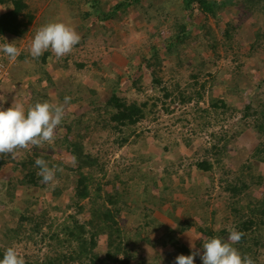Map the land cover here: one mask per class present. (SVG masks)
<instances>
[{
  "label": "rangeland",
  "instance_id": "obj_1",
  "mask_svg": "<svg viewBox=\"0 0 264 264\" xmlns=\"http://www.w3.org/2000/svg\"><path fill=\"white\" fill-rule=\"evenodd\" d=\"M99 1L100 9L109 12L121 0ZM7 2L0 0V15L8 10ZM180 2L141 0L138 7L113 20L101 21L93 13L84 15L92 11V0H26L33 15L26 34L22 38L0 37V44L15 42L20 50L15 61L0 52V100H4L0 107L6 110L14 99L27 109L37 102L63 103L65 96L72 98L55 141L42 147L29 146L28 153L18 151L14 158L2 156L5 164L0 180L18 183L22 174L14 170L11 158L18 161L25 155L38 154L36 159L50 157V163L74 166L65 139L82 142L104 166L105 175L94 173L101 184L100 198H92L94 205L106 204V195L112 197L114 190L121 192L116 221L129 257L127 264H172L175 258L170 256L177 255L176 248L161 243L169 232L191 254L193 250L202 254L199 242L203 244L208 237L198 232V226L224 230L227 235L223 240H227L228 230L236 229L240 215H248V202L264 198V162L253 153L264 141V134L258 131L264 121L263 11L231 5L211 17L197 10L196 4L182 10ZM57 21L71 25L80 42L60 59L51 52L31 58L29 46L36 30ZM176 22L186 26L187 37L171 47ZM113 91L127 103H147L145 117L123 129L128 139L120 147L124 138L108 121L111 111L105 106ZM196 92L201 93L200 99ZM180 93L192 95L191 100L182 104L177 99ZM215 99L225 106L213 109L210 104ZM154 103L156 107L152 108ZM247 105L251 106L250 116H244ZM217 139L225 145L220 162H214L211 152L206 153ZM134 155L151 156L149 163H139L142 169L138 176L133 174L138 167ZM209 157L214 164L208 172L192 164ZM248 164L254 171L252 178L243 167ZM256 174L261 180L255 178ZM143 175L147 179H139ZM250 179L254 181L249 184ZM229 182L248 187L237 196L238 204L230 208V194L225 191ZM54 183L61 184L59 180L49 184L39 181L42 188L19 184L8 196L5 187L0 190V245L4 249L15 247L26 264L57 252L56 239L50 235L69 224L70 215H76L80 222L90 219L88 210L76 214L73 207H68L71 185L64 183L62 195L55 197L49 189ZM193 197L202 203L190 208ZM137 198L140 203H135ZM205 200L210 206L202 205ZM26 206L32 209V217L41 215L42 209L48 212L47 223L31 239L19 234L16 224L17 210L23 212ZM233 207L239 214L233 213ZM180 221L192 225L181 232ZM1 228H10V234L5 237ZM12 229L18 233L16 237ZM260 234L264 238V227ZM96 241L95 253L103 258L108 250L106 234H99ZM261 252L259 261L263 262L264 250ZM126 257L117 256L121 260ZM194 264H203L200 256Z\"/></svg>",
  "mask_w": 264,
  "mask_h": 264
},
{
  "label": "trees",
  "instance_id": "obj_2",
  "mask_svg": "<svg viewBox=\"0 0 264 264\" xmlns=\"http://www.w3.org/2000/svg\"><path fill=\"white\" fill-rule=\"evenodd\" d=\"M2 2L8 1L9 8L4 11L0 15V37L2 36H12L14 38H22L33 20V15L28 11L26 0H1ZM92 11L84 13L85 17H88L91 13L95 14L101 21H110L113 18L118 17V15L122 13H126L128 9L131 7L141 5V0H121L114 6L110 7L109 12H104L99 7V0H92ZM182 10H190L193 4H196L197 10L201 11L204 16L209 15L211 17L216 16V12L219 9H222L227 6H239L242 5L245 8H249L253 10L255 7L261 8L264 14V0H181L178 3ZM176 31L173 33L172 41L170 46H174L175 43H183L185 37H187L186 26L181 25L179 22H176ZM171 49L168 51L170 52ZM203 62H206L203 60ZM210 74V73H209ZM156 84L159 82L154 80ZM204 88L203 86L201 87ZM198 96V99L201 98V93H195ZM165 97H169L168 95H164ZM192 95L186 96L182 93L178 95V100L182 104L187 103L191 100ZM174 102V101H173ZM211 107L214 108H223L225 105L219 99H215L211 102ZM105 106L110 108L111 114L109 116V122L113 123V128L116 131H119V137L124 138L119 143V147L123 142H125L128 137L124 136V128H128L134 126L139 121H141L145 117V111L147 108V103H139V102H131L127 103L122 97H118L116 95V91L111 92V96L106 101ZM156 107V104H152V108ZM251 106L247 105L245 107L244 116H250L249 111ZM103 127H107V124H102ZM259 132L264 134V121L259 124ZM66 140L67 147H69V152L71 154L72 159H74V166H65L64 163L55 162L50 163L51 158H44L45 161L48 162L49 167L56 166L62 171H57L56 180L60 181L59 183H54L49 186V189L52 191V195L58 197L63 193V185L64 183L70 184L73 192L70 195L68 207H73L75 209L76 214H82L85 210L89 211L90 219L86 222H80L76 215H70L69 219L71 222L69 224H63L59 226L57 232H53L50 235L51 239H56L57 247L59 248L57 252H54V255L45 256L40 262L37 261L35 264H127L129 257H126L127 253L124 252L122 247L124 243V239L122 236L121 229L117 226L116 218L119 216V209L116 208L119 199L121 198V192L115 191L112 193V197H108L106 195L105 200L106 204L103 202L100 205L95 206L92 198H100V190L101 184L97 179L94 178V173H99L105 175L104 166L99 163V159L89 154L82 144V142L76 140ZM220 140L217 139L206 153L211 152L215 157L214 162H220L222 158V152L225 149V145H221ZM19 152L22 150H18ZM17 151V152H18ZM26 153H28L27 149H24ZM22 153V152H20ZM254 157L260 159L261 162H264V141H262L259 146H257L254 150ZM24 154V153H23ZM151 155H155L159 157L158 153H153ZM36 157H39L38 154L34 156L25 155L18 161H15L11 158V162H14V170H18L22 177L18 180V183L14 184L13 180L8 182H4L0 180V190L5 187L4 194L6 196L11 195L15 192V188L17 185L22 184L23 186H33L40 187L39 181L41 178L37 175L39 171L38 167L35 165ZM154 157V156H152ZM134 163H138V167L135 166L136 171L133 172L134 175L138 176L140 170L142 169L141 165L149 163L151 160V156L142 155L135 156L134 155ZM141 165H140V164ZM5 164V160L0 158V169ZM193 166L203 172H208L211 170L213 166V162L209 158H204L192 163ZM249 172L251 178L254 176V171L252 165L248 164L243 166ZM89 169L87 172L85 169ZM170 173V172H169ZM168 173V174H169ZM187 177L190 176L191 172L186 171ZM242 174V172H241ZM117 179V177H114ZM257 180H261L259 175H255ZM139 179H147V175H143L139 177ZM254 180L248 182L253 183ZM94 183L96 185H94ZM108 184V183H106ZM154 184V179H153ZM94 186V187H93ZM92 188L95 190L92 193ZM248 188L246 185H236L233 182H229L225 186V191L230 194L231 201L229 203V208L232 204H238L237 196L240 195L242 190ZM2 192V191H0ZM199 194H202L201 192ZM117 201H116V200ZM88 200L90 201L88 204H83L82 202ZM140 198L135 200V203H140ZM190 208H195L197 205L202 203V200L196 199V197L191 198ZM202 205L210 206L208 201H203ZM3 203L0 200V204ZM248 202L247 207L249 206L248 215H240L239 223L236 226V230L244 233L241 241L234 245L242 255L250 256L255 264H264L260 262V258L262 257V250H264V238L260 234L264 227V198L262 201H256L251 205ZM137 206V205H136ZM140 206V205H139ZM141 207V206H140ZM233 213L239 214V210L235 207L232 208ZM18 212V218L16 224L19 228V234L27 235L28 238H33L35 235L41 232V227L44 223L48 221V212L45 209L41 210V215L32 217L30 212L32 213V209L30 206H26L23 212ZM27 223L28 226H24ZM5 225V224H4ZM192 225L191 222L188 221H180L178 223L179 230L181 232L185 231ZM11 229L1 228V233L6 237L7 234H10ZM15 232L14 229H12ZM197 230L199 233L206 235L208 238L219 237L224 239L227 235L225 231H213L208 226H198ZM104 233L107 237V245L108 250L103 258H101L97 253H95V248L97 246V237L99 234ZM172 232L167 233L165 238L161 240L163 246L170 244L171 246L176 248L177 255H191V251L185 245H179L178 242L172 237L170 234ZM18 235L15 232V237ZM45 237L46 234H43ZM59 236H62L60 239ZM11 237H8L10 239ZM227 239V238H226ZM41 240L42 237H41ZM202 241L199 242V245ZM7 249V248H6ZM0 245V259H3V255L6 251ZM118 254H122L124 259L117 258ZM176 255V254H175ZM177 255H171L170 257L176 258ZM174 261L172 264H174Z\"/></svg>",
  "mask_w": 264,
  "mask_h": 264
},
{
  "label": "clouds",
  "instance_id": "obj_3",
  "mask_svg": "<svg viewBox=\"0 0 264 264\" xmlns=\"http://www.w3.org/2000/svg\"><path fill=\"white\" fill-rule=\"evenodd\" d=\"M80 39V35L71 25L58 21L49 22L36 30L29 46V54L31 58L39 59L46 52H51L56 59H60L70 54ZM0 52L12 61L20 55L15 42L0 44ZM71 99L70 96H65L63 103L37 102L27 109L23 103L14 99L12 106L6 110L0 107V157L10 155L14 158L18 150L53 143L58 127L65 118L66 105L70 104ZM35 165L39 169L37 175L42 184L55 182L57 171H62L56 166L49 167L43 158H37ZM228 231L227 240L219 237L204 238L202 254L200 250H193L191 255H178L174 264H194L197 256H200L203 264H255L250 256L242 255L234 247L241 241L244 233L235 228ZM0 264L26 262L15 247H8L3 259H0Z\"/></svg>",
  "mask_w": 264,
  "mask_h": 264
},
{
  "label": "built area",
  "instance_id": "obj_4",
  "mask_svg": "<svg viewBox=\"0 0 264 264\" xmlns=\"http://www.w3.org/2000/svg\"><path fill=\"white\" fill-rule=\"evenodd\" d=\"M2 69H3V65L2 63H0V72L2 71Z\"/></svg>",
  "mask_w": 264,
  "mask_h": 264
}]
</instances>
